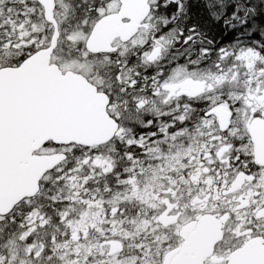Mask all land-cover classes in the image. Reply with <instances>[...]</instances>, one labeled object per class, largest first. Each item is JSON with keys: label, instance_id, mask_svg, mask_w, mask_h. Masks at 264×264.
<instances>
[{"label": "snow or ice", "instance_id": "1", "mask_svg": "<svg viewBox=\"0 0 264 264\" xmlns=\"http://www.w3.org/2000/svg\"><path fill=\"white\" fill-rule=\"evenodd\" d=\"M143 8L108 31L119 0H0V191L50 157L0 195V264H170L205 219L220 235L200 264L264 239V0ZM32 121L65 138L22 152Z\"/></svg>", "mask_w": 264, "mask_h": 264}, {"label": "water", "instance_id": "2", "mask_svg": "<svg viewBox=\"0 0 264 264\" xmlns=\"http://www.w3.org/2000/svg\"><path fill=\"white\" fill-rule=\"evenodd\" d=\"M122 7L120 14H111L107 23L108 31H123L135 27L142 15L143 0H121ZM131 17L130 24H123L121 17ZM68 76L73 80L76 79L74 73ZM81 123L90 131L95 132L98 128L96 122L90 117H83ZM63 127L60 123H49L44 121H32L22 126L18 131V140L21 151L31 153L32 148H39L44 139L49 135H55L58 139L65 138L59 134ZM257 141V138H254ZM50 157L44 155L32 156L31 161L20 158L16 162L14 175L9 179L8 183L0 195L9 196L23 187L27 182L33 162L46 166ZM220 232L213 220L205 219L202 226L185 244L183 251L176 264H200V261L212 251L214 242L219 238ZM231 264H264V245L258 241H250L243 249L235 252L231 258Z\"/></svg>", "mask_w": 264, "mask_h": 264}, {"label": "flooded vegetation", "instance_id": "3", "mask_svg": "<svg viewBox=\"0 0 264 264\" xmlns=\"http://www.w3.org/2000/svg\"><path fill=\"white\" fill-rule=\"evenodd\" d=\"M114 6L116 4V0H113ZM121 7H122V3L121 0H119V11H114L112 14H120L121 12ZM132 22V20L130 19L128 22L123 24H130ZM250 130L252 132L253 135V139L257 138V141H255L254 143V147H253V151L255 152L256 155V159L257 161H264V123H258V122H253L250 125ZM243 178H239L237 183H242ZM200 226H202V222L199 225H193L190 226L186 229L187 233H188V240L187 242L192 238V236L198 231V229L200 228ZM258 240L260 241L263 245H264V239L260 238V237H253L250 239H247L244 243V245L240 248H238L235 252L243 249L250 241H255ZM186 242V243H187ZM185 243V244H186ZM185 244L176 252L172 255L171 259H170V264H176V262L178 261L181 252L183 251V248L185 246ZM231 253L229 256V259L231 261L232 255L235 253ZM212 259L214 261H222L224 259V257L222 256H213Z\"/></svg>", "mask_w": 264, "mask_h": 264}]
</instances>
